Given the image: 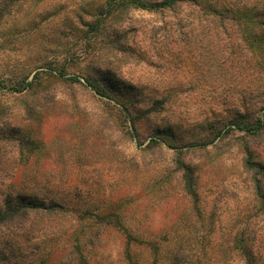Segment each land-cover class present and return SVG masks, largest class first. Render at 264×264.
<instances>
[{"label": "rangeland", "instance_id": "374dc122", "mask_svg": "<svg viewBox=\"0 0 264 264\" xmlns=\"http://www.w3.org/2000/svg\"><path fill=\"white\" fill-rule=\"evenodd\" d=\"M87 1L53 0L62 4L61 13L51 21L49 14H41L40 33L24 39L28 48L16 56L26 61L42 54L46 47L39 36H49L47 55L66 54L67 75L86 76L105 66L133 86L129 92H136V105L145 108L165 97V107L139 119L129 137L119 131L106 99L53 72L41 74L31 93L0 92V205L11 185V192L20 188L61 199L70 210L68 216L36 219L30 227L29 222L0 227V252L7 264L41 258L52 263L67 251L92 212L123 215L141 240L132 249L141 264L149 262L148 238L190 234L185 217L190 202L169 144L182 146L186 161L195 167L202 205L214 215L212 231L204 227L207 221L198 227L195 248L210 255L208 264L217 255V241L226 240L244 222L255 243L263 245L264 213L243 214L253 201L242 156L247 145L264 163V131L253 139L238 130L215 133L236 113L256 115L264 102V93L256 90L258 74L250 70L257 61L264 66V0H182L173 10L156 13L119 6L110 28L117 37L116 50L104 35L92 44L81 43L65 27V11ZM213 2L231 6L237 14L211 17L206 11ZM252 36L263 39L260 47L247 41ZM12 58L3 55L0 66L11 64ZM15 128L38 144L25 161L15 147L3 145L5 134ZM151 138L160 146H150ZM206 139L212 141L204 149L190 147ZM124 245L123 235L107 229L90 250V264H127Z\"/></svg>", "mask_w": 264, "mask_h": 264}, {"label": "trees", "instance_id": "16d2710c", "mask_svg": "<svg viewBox=\"0 0 264 264\" xmlns=\"http://www.w3.org/2000/svg\"><path fill=\"white\" fill-rule=\"evenodd\" d=\"M182 0H89L84 5L78 4L69 11H65V27L69 33H77L81 43H90L99 38L107 37L110 49H117L118 41L111 28V17L114 16L119 6H132L148 12H162L173 10ZM40 6V10L36 9ZM61 3L53 0H0V57L4 55L11 59V64L0 66V92L9 94H27L41 83V74H55L58 78L77 82L89 87L100 98L107 100L111 114L115 115V123L122 134L132 137L135 134L137 121L149 115H156L165 107L164 99H154L148 107L136 105V92L132 85L121 82L115 72L108 67L93 68L87 71L86 76L69 74L66 72L65 60L67 55H47L51 38L39 36L44 40V52H38L30 60L20 61L16 54H21L28 45L23 41L35 32L40 33L42 20L37 22L41 14H49L50 21L62 11ZM206 11V10H205ZM213 18H224L229 13L237 14V9L231 6L209 3L206 11ZM70 15V16H69ZM264 15V10H263ZM45 16L44 18H46ZM49 22V21H48ZM53 24L50 25L52 27ZM37 33V34H38ZM252 36L247 39L251 46H261L263 39ZM35 43V42H34ZM62 55V56H61ZM250 70L256 72V90L264 93V66L254 62ZM53 72V73H52ZM85 82L82 84L81 80ZM246 107V106H244ZM27 113H31L29 108ZM126 128V131L124 130ZM132 129V130H130ZM134 129V130H133ZM241 131L250 139L256 138L264 131V102L256 115L236 113L215 133L224 135L231 131ZM121 134V135H122ZM3 145L15 147L22 159L27 160L38 147L30 136H23L19 128L13 129L10 134H5ZM123 136V135H122ZM214 136V137H215ZM212 139L200 140L191 144L192 149H204ZM141 143H139L140 145ZM0 144V149L2 148ZM172 147V163L179 174V182L184 194L190 202V210L185 217L189 220L190 234L182 232L174 236L167 233L145 240L148 248V264H208L210 255L204 251L197 252V232L201 223L206 222V227L212 231L215 227L214 215L208 214L202 205L197 186V175L193 164L186 161L182 146L169 144ZM150 146H160L157 139H150ZM242 168L248 175L251 183V196L253 204L243 213L245 216H257V212L264 213V163L256 158L253 150L245 145L243 148ZM8 190L4 193L0 205V227L10 226L12 223L29 222V227L36 219H54L68 216L70 212L67 204L55 197H43L35 192L25 189ZM257 211V212H256ZM255 212V213H254ZM254 213V214H252ZM71 214V213H70ZM86 226L80 228L71 239L67 251L60 257L52 260L50 264H90V250L101 243L102 234L107 229H115L125 239L123 249L124 259L127 264H141L133 252V245L141 241L129 226L121 213L115 211L92 212L85 215ZM218 220V219H217ZM216 256L212 264H264V244L257 245L255 236L249 223L240 224L233 233L229 232L226 240H219L215 244ZM198 248V247H197ZM8 258L0 252V264H7ZM45 264L41 259L36 263Z\"/></svg>", "mask_w": 264, "mask_h": 264}]
</instances>
